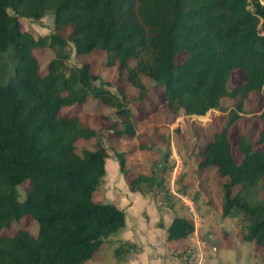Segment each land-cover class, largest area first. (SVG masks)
I'll return each instance as SVG.
<instances>
[{
    "label": "trees",
    "instance_id": "obj_1",
    "mask_svg": "<svg viewBox=\"0 0 264 264\" xmlns=\"http://www.w3.org/2000/svg\"><path fill=\"white\" fill-rule=\"evenodd\" d=\"M46 15L54 19L50 35L36 39L21 31V18ZM66 27L65 38L60 32ZM35 49L54 51L46 74ZM72 49L76 56L104 52L106 66H117L119 77L139 90V103L148 91L142 78L152 80L174 118L227 113L223 100H236L199 168L215 167L219 178H228L222 217L237 220L238 240L255 242L264 253V152L254 148L264 144V106L257 141L239 138L240 163L229 139L246 101L255 93L264 97V0H0V57L12 51L17 62L7 84H0V264H86L126 226L123 210L94 201L109 155L91 125L93 115L66 116L64 108L99 100L123 118L102 116L117 137L137 139L141 151L153 149L151 137L134 127L125 84L113 93L88 64L70 65ZM236 71L244 78L231 87ZM91 140L94 150H78L79 142ZM118 156L132 191L147 195L145 185L156 188L150 172L129 181L126 160ZM24 218L38 223L36 236L22 228L4 234ZM193 232L192 223L176 218L168 240ZM134 250L122 244L114 255Z\"/></svg>",
    "mask_w": 264,
    "mask_h": 264
},
{
    "label": "rangeland",
    "instance_id": "obj_2",
    "mask_svg": "<svg viewBox=\"0 0 264 264\" xmlns=\"http://www.w3.org/2000/svg\"><path fill=\"white\" fill-rule=\"evenodd\" d=\"M10 14H13L10 11ZM20 28L22 32H28L39 38L48 36L55 31L54 19L51 15H46L40 21H34L26 18L20 19ZM71 29L69 27L61 30L62 36L65 38L70 34ZM9 51L4 56L0 57V84L6 85L9 77L14 73V67L16 60L10 56ZM34 55L38 59L43 74H46L48 64L53 60L55 54L51 49H35ZM185 57H179L177 61H183ZM107 56L104 52L95 50L88 55L76 56L74 50H71V58L69 64L72 66H78L82 64H88L91 72L98 75L101 80L110 85L109 89L113 93H117V89L122 85L126 86L128 105L134 113L132 119L134 127L138 134H145L151 137L152 150L141 151L138 148V141L135 138L123 135L117 137L110 130V121H105L102 116L109 117L111 121H122V116L118 115L115 109L104 105L99 100L88 99L82 105H75L71 109L64 108L62 114L66 116H73L76 114H92L91 125L93 128L101 133L103 144L107 149L109 157L106 159V175L99 186V189L94 193V201L97 203H111L120 209V206L125 204L118 193L126 192L129 199L133 202L131 206V216L134 215L138 220L139 213L147 205L143 201H140L139 194H132L124 175L122 181L119 182L118 177L121 174L119 169V154H123L126 160V167L129 169L130 178L144 173L150 172L154 175V181H156V188L149 190L146 185L143 187L144 191L150 192L148 195L154 197L157 205L160 203L162 206L171 205L173 195L170 193L180 191L182 187L183 178L189 177L194 179L195 176H201L202 169L199 168V164L203 159V151L206 145L213 139V136L220 132L226 125L228 112L235 106L236 100L224 99L223 107L228 109V112H221L214 110L205 116H186L183 112L178 118H174L171 114L163 108V102L165 94L162 89L156 88L154 82L148 78L143 77L142 82L147 88V94L145 100L139 103L137 96L139 90L131 86L129 83L119 77L118 67H107ZM244 78L243 73L236 71L231 80L230 86H235L241 79ZM264 106V97L262 94H252L250 99L246 101L244 106V112L241 113V118L231 127L229 131V139L232 145L233 155L238 163L243 159L242 154L238 150V141L242 136H246L250 141L256 142L259 133L262 128V123L259 119L261 111ZM146 140V139H145ZM214 140V139H213ZM95 140L89 142H79L77 144L78 150L89 149L94 150ZM255 150L264 152V144L256 145ZM185 163V164H184ZM187 164V165H186ZM189 165H192L190 167ZM212 169L214 167H211ZM210 169V170H212ZM204 178L206 181L202 184L209 187L208 191H212L210 196L216 197L223 194V185L226 183L223 179L219 178L216 173L204 169ZM208 174H207V173ZM191 182V186L188 187V197L198 198L200 190L195 188V182ZM228 181V179H227ZM161 184V185H160ZM160 185V186H159ZM28 185L19 187V193L21 199L25 198V193ZM125 186V187H124ZM155 187V186H154ZM127 188L126 191H124ZM169 193L170 196L166 194ZM134 196L131 198V196ZM223 196V195H222ZM122 203V205H121ZM222 205V204H221ZM185 206V205H184ZM150 212L149 205L146 207ZM218 208V207H217ZM127 210V212H128ZM153 219V214H150ZM141 218V215H140ZM234 220V219H233ZM236 224L239 222L234 220ZM38 223L29 218H24L19 224H15L11 229L5 230V235H14L17 229L22 228L29 231L36 236L39 228ZM223 231L222 229H220ZM117 234L116 238H118ZM112 237L108 240L101 251L96 256L104 257L103 264H110L108 259L111 256V249L114 239ZM223 244H227L224 238H221ZM208 250L212 249V244H208ZM224 264H264V253L260 251L256 243H245L244 247L239 249L225 251L221 254ZM100 259V258H99ZM89 264H98L91 262Z\"/></svg>",
    "mask_w": 264,
    "mask_h": 264
},
{
    "label": "crops",
    "instance_id": "obj_3",
    "mask_svg": "<svg viewBox=\"0 0 264 264\" xmlns=\"http://www.w3.org/2000/svg\"><path fill=\"white\" fill-rule=\"evenodd\" d=\"M189 166L192 167V165ZM126 169L129 170L127 167ZM205 169H208L214 175L216 173L215 167L213 169L211 167ZM204 171L202 169L201 176H195L194 179L187 176L183 178L180 191L178 193L173 191L170 193L173 195L172 200L174 201L167 206H162L160 203L157 205L151 195L132 191L127 180L124 179L129 191L133 195L139 194L140 201H143L147 205L146 207L149 205L150 212L144 207L139 213L141 218L139 215L138 220H136L134 215L131 216V210H128L129 208L132 209L133 202L129 199L126 192H121L120 195L118 193L121 201L125 202L123 205L121 203L120 209L125 214L126 226L119 233L118 238L114 237L117 240L113 243L110 258L107 257L106 260L108 259L110 264H185L186 262L195 264V260H198L199 264H224L221 254L226 250L230 251L244 247L245 243L240 242L236 235L238 224L233 219L222 217L221 204L223 194L217 196L215 202L213 194L210 196L212 191H208L209 187L202 184L206 181L203 176ZM120 173L117 182L118 186H120L119 182L123 180L122 176L124 175L121 169ZM195 179L197 180L195 188L197 187L198 191L200 190V194L198 198L191 199L187 196V190L191 186L190 181ZM227 179L223 178L224 181L228 182L229 180L227 181ZM126 190L127 188L124 191ZM133 195L131 198L134 197ZM151 212L154 216L153 219L150 216ZM176 218H185L192 223L194 232L185 240L169 241L168 229ZM221 238H224L227 244H223ZM122 244L133 245L135 250L117 258L114 255V251ZM208 244H212L210 251L208 250ZM104 247H106L105 244L102 249ZM104 260V257L97 258L95 256L86 264L91 262L103 264Z\"/></svg>",
    "mask_w": 264,
    "mask_h": 264
},
{
    "label": "built area",
    "instance_id": "obj_4",
    "mask_svg": "<svg viewBox=\"0 0 264 264\" xmlns=\"http://www.w3.org/2000/svg\"><path fill=\"white\" fill-rule=\"evenodd\" d=\"M195 264H199V263H198V260H195Z\"/></svg>",
    "mask_w": 264,
    "mask_h": 264
}]
</instances>
